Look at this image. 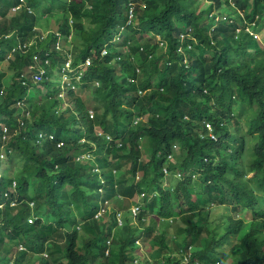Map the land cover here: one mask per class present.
I'll return each instance as SVG.
<instances>
[{"label": "trees", "instance_id": "trees-1", "mask_svg": "<svg viewBox=\"0 0 264 264\" xmlns=\"http://www.w3.org/2000/svg\"><path fill=\"white\" fill-rule=\"evenodd\" d=\"M25 2L0 0V264H264V0ZM48 21L70 42L18 47Z\"/></svg>", "mask_w": 264, "mask_h": 264}, {"label": "bare ground", "instance_id": "bare-ground-1", "mask_svg": "<svg viewBox=\"0 0 264 264\" xmlns=\"http://www.w3.org/2000/svg\"><path fill=\"white\" fill-rule=\"evenodd\" d=\"M133 17H134V11H133L132 15L129 16V18H128V20L126 22H128V23L132 22L133 21ZM47 25H48V27L51 25L50 24V21H48V24ZM249 29H250L251 32H253V30L251 28H249ZM257 33H259V32H256L255 35L257 36L258 39H260L261 37H259V35ZM49 35H54L55 36V42H54V44L56 46H61L62 45V41L64 39H67V42H70V39H71V34L70 35L69 34L64 35L59 29L52 28V27H49ZM156 38L157 39L161 38L160 34H156ZM106 53H107V48L104 47L101 50V54L104 55ZM87 64H88V61L85 62V63H83L82 66H78L77 68H74V67H72V60L71 59H67L65 61V64L62 67V74H60V75H62V80L61 81H64L65 83H68L73 78L76 81H78L79 78L81 77V71L83 70V67H85ZM57 73H59V72H57ZM92 112H94V111L92 109H90L89 110V113H92ZM134 122H137V120H135ZM208 128H209V133H210L209 137L210 138H213V139H217L216 134L213 131V127L210 126V125H208ZM40 136H42V134H40ZM88 155H90V154L87 153V152H83V153H81L79 155V158H83V157L88 156ZM169 159H174L173 155H169ZM96 166H97V164L92 163V167L95 168ZM163 170L166 173V176L170 175V172L168 171L167 166H164ZM175 175L177 177H180L181 176V174H180L179 171H176ZM137 178H138V175H137L136 179ZM143 196H145V194L142 195V196H140V197H143ZM140 197H138V202H132V204L130 205V214H132V209H135V208H138V210L136 211L135 215L140 211L141 206L144 203L143 198L140 200L139 199ZM107 211L108 212H112V208H111V205L110 204H105V206H101L100 209L98 208V210L95 213V217L96 218H100ZM29 215L30 216H36L35 215V212L29 213ZM115 217H116V225L119 227V229L123 230L124 227H125V223H124L125 222V220H124L125 219V215H124V212L122 210L115 211ZM130 223H132V222H130ZM138 238H140L143 241V239L141 237H138ZM138 238H136V242L138 241ZM111 240H112V237H109V238L106 239V241H107L108 244L111 243ZM109 248L110 247H107V249L105 250V254L108 253ZM142 256L143 255L140 254L139 257H142ZM137 258H138V256H137Z\"/></svg>", "mask_w": 264, "mask_h": 264}, {"label": "clouds", "instance_id": "clouds-1", "mask_svg": "<svg viewBox=\"0 0 264 264\" xmlns=\"http://www.w3.org/2000/svg\"><path fill=\"white\" fill-rule=\"evenodd\" d=\"M22 2H23V3L18 4V6H13V7H12V10H13V11H16V10L20 11L21 8H22V7H20V6H25V5H26L25 0H22ZM136 5H139V3L137 2ZM129 6H130V7H129L130 15H128V17L132 15L133 10H134L133 3H132V2L129 3ZM28 11H29V12H32V11H33L32 7H28ZM37 29H39V34H38V35L35 34V36H34L33 38H31V39H29V40H27V41H24L25 43H20V44H18V47H21L22 49H27V48L33 46L34 44H36V43H37V39H39L40 41H43L44 39L48 38V36H50V35H49V27H48V26H47V27H46V26H45V27H40V28L37 27ZM54 46H55L56 49H61V47H62V46H56L55 44H54ZM8 57H12V54H9ZM38 59H39V54H38V52H36V53L33 55V62H32L31 64H29V65L24 69V71H26V72H22L21 75L19 76V79H20L21 82L24 83L25 80H24L23 78H25V77H27V76H29V75L33 76V78H34V75H35L36 73H41V75H42V79H41V81L44 80V78H46V77L44 76V74L47 75V73H46V68H45L44 66H42L41 64L37 63ZM45 60H46V61H45V64H48V63L50 62V61H48V60H50L49 58H46ZM34 80H35V82L40 81V80H36L35 78H34ZM70 82H71V81H70ZM70 82L65 83L64 81H60V83H59V84L61 85V87H62V91H61L60 95H61L63 98H64L63 94L65 95V91H66V90H64V87H67V88H68ZM18 104L21 105L20 102H19ZM93 115H94V112L90 113V116H91V117H93ZM136 120H138V118H137ZM4 130H6V128H4ZM98 130H99V129H97V132H98ZM209 135H210V133L208 132V136H209ZM107 137H108L109 139H111L110 136H107ZM0 157H1V158H4V152L1 154ZM91 158H92L91 155H88V156L83 157V159H91ZM8 171H9V170H8ZM167 184H168V182L165 181V185H167ZM16 185H17V183H16V181H14V183H13L12 187L9 189L8 193H5V196L11 199L10 206L14 205V203H15V198H16V189H15V188H16ZM10 194H12V195L10 196ZM144 194H145V193L142 192V193L139 195V197L142 196V195H144ZM33 202H34V201H33ZM2 206H3V205H0V207H2ZM36 219H37V216H30V215H28V216L26 217V220H27L29 223H34V221H35ZM1 240H3V239H1ZM20 247L23 248L22 245H21Z\"/></svg>", "mask_w": 264, "mask_h": 264}, {"label": "rangeland", "instance_id": "rangeland-1", "mask_svg": "<svg viewBox=\"0 0 264 264\" xmlns=\"http://www.w3.org/2000/svg\"><path fill=\"white\" fill-rule=\"evenodd\" d=\"M259 35V37H261L264 32L263 31H260L259 33H257ZM6 62V61H5ZM3 62V63H5ZM3 63L1 64V67H3ZM54 80L56 81V86L60 83V81L62 80V75H60L59 73H57V71L55 72V75H54ZM64 90L67 91V87H64ZM79 91V90H78ZM64 100L67 101V97L66 95H64ZM166 182H169V180H166ZM132 209V208H131ZM138 210V208H135V209H132V214H131V222H133V219H134V216H135V213L136 211ZM246 211L245 210H242V211H239L238 214H241V215H244ZM0 235H1V232H0ZM142 240L140 238H138V241L136 242V244L139 246V248L145 250V247L144 245L142 244ZM143 256H145L146 254H142Z\"/></svg>", "mask_w": 264, "mask_h": 264}, {"label": "built area", "instance_id": "built-area-1", "mask_svg": "<svg viewBox=\"0 0 264 264\" xmlns=\"http://www.w3.org/2000/svg\"><path fill=\"white\" fill-rule=\"evenodd\" d=\"M34 78H35L36 80H41V79H42V75H41V73H36V74L34 75Z\"/></svg>", "mask_w": 264, "mask_h": 264}]
</instances>
